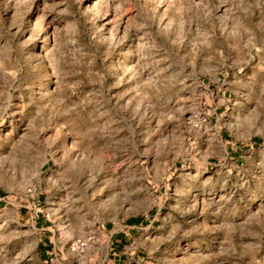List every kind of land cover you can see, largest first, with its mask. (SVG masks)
<instances>
[{
	"label": "rangeland",
	"instance_id": "obj_1",
	"mask_svg": "<svg viewBox=\"0 0 264 264\" xmlns=\"http://www.w3.org/2000/svg\"><path fill=\"white\" fill-rule=\"evenodd\" d=\"M0 198V264L38 201L134 227L74 264H264V0H0Z\"/></svg>",
	"mask_w": 264,
	"mask_h": 264
},
{
	"label": "crops",
	"instance_id": "obj_2",
	"mask_svg": "<svg viewBox=\"0 0 264 264\" xmlns=\"http://www.w3.org/2000/svg\"><path fill=\"white\" fill-rule=\"evenodd\" d=\"M41 206L42 202L38 201L33 208L27 207L23 215H28L39 234L36 250L40 263L74 264V260H69L73 253L68 249V238L54 233L53 226L49 224L51 221L45 217ZM133 230V226L125 224L120 229L109 231L108 235L101 232L87 253H106L107 259L113 262L120 261L126 255H133L135 252L129 249V239Z\"/></svg>",
	"mask_w": 264,
	"mask_h": 264
},
{
	"label": "built area",
	"instance_id": "obj_3",
	"mask_svg": "<svg viewBox=\"0 0 264 264\" xmlns=\"http://www.w3.org/2000/svg\"><path fill=\"white\" fill-rule=\"evenodd\" d=\"M205 121V120H204ZM28 192H32L29 190ZM46 218H49V214L45 215ZM105 227L102 225L96 231L90 232L86 237L74 238L68 242V249L71 253L74 254H83L87 253L89 249L96 243L98 240L99 234L105 232Z\"/></svg>",
	"mask_w": 264,
	"mask_h": 264
}]
</instances>
